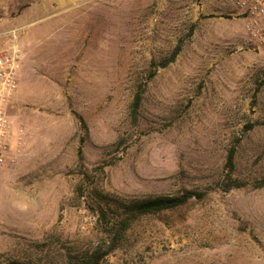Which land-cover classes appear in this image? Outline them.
<instances>
[{
	"label": "rangeland",
	"instance_id": "1",
	"mask_svg": "<svg viewBox=\"0 0 264 264\" xmlns=\"http://www.w3.org/2000/svg\"><path fill=\"white\" fill-rule=\"evenodd\" d=\"M13 43L19 144L0 169V264H75L110 246L125 202L186 191L206 196L139 218L102 264H264V188L222 191L232 148L233 176L264 180V49L234 9L0 0V46Z\"/></svg>",
	"mask_w": 264,
	"mask_h": 264
},
{
	"label": "built area",
	"instance_id": "2",
	"mask_svg": "<svg viewBox=\"0 0 264 264\" xmlns=\"http://www.w3.org/2000/svg\"><path fill=\"white\" fill-rule=\"evenodd\" d=\"M225 7L236 11L243 22L248 41L257 49H264V0H220ZM14 42V41H13ZM15 43L0 46V169L14 162V151L19 144L15 130L13 109L20 87V55Z\"/></svg>",
	"mask_w": 264,
	"mask_h": 264
},
{
	"label": "trees",
	"instance_id": "3",
	"mask_svg": "<svg viewBox=\"0 0 264 264\" xmlns=\"http://www.w3.org/2000/svg\"><path fill=\"white\" fill-rule=\"evenodd\" d=\"M180 50L181 47H177L171 58L165 61L162 67L164 68L170 63L174 62L176 57L180 53ZM141 101L142 94L141 92H138L133 104L134 115L138 113ZM235 168L236 149L232 148L229 151L227 163L225 166L227 174L226 180L222 183L223 192H231L235 189L244 188L250 184L254 185L257 188H264V180L248 183L235 178L233 176ZM205 196V193L186 191L184 194L176 197L159 196L144 199H133L125 202L123 205H121V208L123 209L127 217L114 225L112 230L114 234L110 246L107 249L99 248L95 250L90 256L77 260L75 264H102L105 258L120 246L132 224L139 218L144 216L157 215L168 210L179 208L186 205L193 199L201 201L205 198Z\"/></svg>",
	"mask_w": 264,
	"mask_h": 264
}]
</instances>
